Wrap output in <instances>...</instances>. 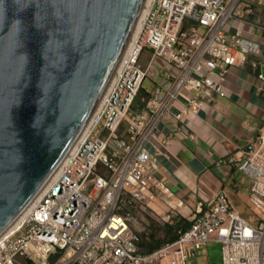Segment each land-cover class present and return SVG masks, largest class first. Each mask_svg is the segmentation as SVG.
<instances>
[{
	"label": "built area",
	"instance_id": "2783aa9c",
	"mask_svg": "<svg viewBox=\"0 0 264 264\" xmlns=\"http://www.w3.org/2000/svg\"><path fill=\"white\" fill-rule=\"evenodd\" d=\"M258 7L264 0H149L116 81L57 172L0 237V264H18L20 257L44 264H153L165 256H173L171 264H187L212 240L221 243L222 264H264V127L238 165L249 180V218L220 193L196 209L174 242L153 253L143 252L130 224L133 211L154 210L157 201L180 213L183 203L157 178L146 142L162 119L179 124L226 96L231 69L258 52L242 27ZM233 20L238 23L231 32ZM147 50L151 64L160 59L175 75L172 87L157 85L140 96L149 73L141 62ZM252 66L264 82L260 63Z\"/></svg>",
	"mask_w": 264,
	"mask_h": 264
},
{
	"label": "water",
	"instance_id": "95a60500",
	"mask_svg": "<svg viewBox=\"0 0 264 264\" xmlns=\"http://www.w3.org/2000/svg\"><path fill=\"white\" fill-rule=\"evenodd\" d=\"M145 0H0V237L82 134Z\"/></svg>",
	"mask_w": 264,
	"mask_h": 264
},
{
	"label": "crops",
	"instance_id": "0c3cea01",
	"mask_svg": "<svg viewBox=\"0 0 264 264\" xmlns=\"http://www.w3.org/2000/svg\"><path fill=\"white\" fill-rule=\"evenodd\" d=\"M237 23L231 21L228 31L233 32ZM242 27L243 37L258 52L248 54L245 62L231 69L225 83L226 96L204 105L199 113L179 124L162 119L157 133L146 142L158 164L157 178L172 190L183 206L180 213H170L168 206L157 201L154 204L161 212L154 207V210L141 207L132 212L134 221L130 224L134 230H139L144 253L154 248V244L148 243L150 234L165 239L164 225L169 215L172 218L169 224H176L182 218L190 220L197 208L205 207L220 193H225L232 208L243 216L245 208H249V180L238 165L264 127V82L252 66V63H260L264 73V8H255L252 15H246ZM151 59L150 51H145L141 57L142 64L149 67L144 83L148 80L150 87L144 88L143 83L140 96L152 92L157 85L173 86L171 76L175 73H170L162 60L151 64ZM187 264H222L221 243L210 241Z\"/></svg>",
	"mask_w": 264,
	"mask_h": 264
},
{
	"label": "rangeland",
	"instance_id": "374dc122",
	"mask_svg": "<svg viewBox=\"0 0 264 264\" xmlns=\"http://www.w3.org/2000/svg\"><path fill=\"white\" fill-rule=\"evenodd\" d=\"M203 30V29H202ZM148 51V50H147ZM147 56H145V58L143 57V60L145 61ZM150 87V82L147 80L144 83V88H148ZM159 202V201H158ZM152 206L154 208H156L157 212H161L159 206H157L156 204H152ZM146 209H151L148 207H143ZM135 210V209H134ZM251 210L249 208H245V217L249 218L251 216ZM154 220V219H153ZM133 221L134 219H131L130 223L133 225ZM133 228L135 229V227L133 226ZM137 232L139 230H136ZM151 237V239H150ZM150 237H148V243L149 244H154V248H152L151 250H149L147 253H153L155 251L160 250L161 248L165 247L168 244V240L166 239H162V238H156V235L154 233L150 234ZM151 240V241H150ZM173 260V256H165L164 258H161L160 260L155 261L153 264H171ZM18 264H44L42 259H36L34 262L29 261L27 258L25 257H20L19 258V263Z\"/></svg>",
	"mask_w": 264,
	"mask_h": 264
},
{
	"label": "trees",
	"instance_id": "16d2710c",
	"mask_svg": "<svg viewBox=\"0 0 264 264\" xmlns=\"http://www.w3.org/2000/svg\"><path fill=\"white\" fill-rule=\"evenodd\" d=\"M190 224V220L186 218H182L176 224L165 223V239L168 240V243L174 242L181 232L189 228Z\"/></svg>",
	"mask_w": 264,
	"mask_h": 264
},
{
	"label": "bare ground",
	"instance_id": "6f19581e",
	"mask_svg": "<svg viewBox=\"0 0 264 264\" xmlns=\"http://www.w3.org/2000/svg\"><path fill=\"white\" fill-rule=\"evenodd\" d=\"M148 1L149 0H145V4H144V8L146 7V3H148ZM144 8H143V10L141 11V13H140V15H139V18H138V20H137V23H136V26H135V29H134V31H133V34H132V36L138 31V29H139V25H140V21H141V18H142V16H143V14H144ZM57 172V171H56ZM55 172V173H56ZM54 176V175H53ZM52 176V177H53ZM23 217V214L17 219V221L9 228V230L8 231H10V230H12L13 228H14V226L21 220V218Z\"/></svg>",
	"mask_w": 264,
	"mask_h": 264
}]
</instances>
